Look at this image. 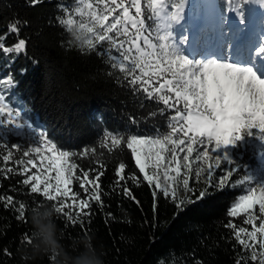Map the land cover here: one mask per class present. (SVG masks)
<instances>
[{
  "label": "snow or ice",
  "instance_id": "1",
  "mask_svg": "<svg viewBox=\"0 0 264 264\" xmlns=\"http://www.w3.org/2000/svg\"><path fill=\"white\" fill-rule=\"evenodd\" d=\"M40 2L28 0L30 7ZM253 4L264 9V0H227L228 9L237 14L240 23L245 21L244 6ZM184 7L185 0H73V6L63 7L59 20L82 49L101 56L120 74L117 78L126 81L141 107L144 101L156 105L149 115L164 116L167 125L163 131L157 129L154 136L105 131L96 146L79 151L60 148L47 132L38 131L29 122L23 108L11 98L15 96L9 94L15 86L12 77L0 80V149L6 150L0 153L5 165L0 173L4 179H8V173L25 176L19 183L30 186V194L43 198L33 197L31 205L17 201V220L27 223L26 207L34 209L45 202L53 204L58 215L72 226L82 214L90 216V211H84L91 208L90 202L103 206L100 178L105 174L91 165L106 170V160H119L114 169L116 185L126 179L139 183L134 171L125 176L127 165L120 159L122 145L131 150L143 180L149 186L155 185L154 200L159 192L175 199L176 187L181 184L185 191H192L189 179L193 173L197 182L203 175L207 188H223L246 168L238 162L239 154L234 150L258 144L264 153V35L257 40L248 33L238 37L234 34L227 55L221 49L219 54L196 59L185 47L189 41L182 26L175 28L184 19ZM27 23L14 20L6 26L0 36V50L5 56L25 52V39L8 47L3 40L11 33L19 36L21 26ZM13 137L23 138L25 146L22 148L17 142L9 145L8 140ZM13 150L22 153L14 162L17 168L7 167ZM74 158L87 160L88 169ZM31 169L36 172L27 175ZM77 169L82 175H77ZM216 170L224 174L217 176ZM90 172L97 174L90 179ZM74 180L86 198L79 199L80 194L73 192ZM235 185L248 187L234 200L227 216H243L242 223L251 228L238 227L232 219L224 226L232 230L241 252H248L253 264H264V173L257 177L245 171L233 181ZM207 188L200 191L197 199L205 197ZM123 193L134 199L128 187H123ZM0 201H5V208L13 205L12 196H0ZM184 203L181 199L176 206ZM153 207L155 210V203ZM65 209L75 210V218ZM30 235H25V242ZM243 260L245 257L240 256L236 264Z\"/></svg>",
  "mask_w": 264,
  "mask_h": 264
},
{
  "label": "trees",
  "instance_id": "2",
  "mask_svg": "<svg viewBox=\"0 0 264 264\" xmlns=\"http://www.w3.org/2000/svg\"><path fill=\"white\" fill-rule=\"evenodd\" d=\"M189 1L201 10L199 0ZM216 1L224 11L227 0ZM64 6H73V0H41L34 7L29 6L28 0H0V36L10 22H28L21 26L19 36L11 33L3 40L8 47L18 39H25V52L5 56L0 50V80L11 76L15 82L9 93L15 96L11 98L24 109L34 126L47 132L66 150L96 146L105 131L145 136L156 135L157 129L163 131L167 125L164 116L149 115L156 105L144 101L141 107L126 81L117 78L120 74L104 63L101 56L82 49L80 42L61 26ZM12 142L18 141L10 139L8 144ZM19 144L25 146L24 142ZM122 147L120 159L127 165L125 176L134 171L139 183L129 179L120 185L114 183L117 179L114 169L119 160H106V170L91 165L105 173L100 178L103 206L90 202L91 208L84 211H90L91 215L82 214L74 226L64 216H57L66 244L74 237L89 235L105 251L106 264H236L240 256L245 257L241 264H253L249 253L241 252L232 230L224 226L232 219L238 227L251 228L242 223L243 216L236 219L227 216L234 200L243 193L241 185L233 186L241 175L235 174L223 188L206 187L207 194L201 199H197L200 192L189 180L192 191H185L181 184L176 187L175 199L165 198L157 190L159 194L154 200L155 185L149 186L143 180L131 150ZM0 153L6 150L0 149ZM21 157V152L13 150L7 167H19L14 162ZM74 159L88 169L87 160ZM2 167L5 165L0 157ZM96 174L90 172L89 178ZM7 175L8 179H4L0 173V196H12L13 205L5 208V201H0V264H21L18 249L30 229L28 222L17 220L16 202L31 205L33 197L43 198L30 194V186L19 183L25 176ZM77 175H82L79 169ZM124 186L134 199L124 195ZM71 187L80 194L79 199L86 198L78 181L74 180ZM181 199L191 202L178 208ZM29 210L26 207L27 220ZM65 211H71L75 218V210Z\"/></svg>",
  "mask_w": 264,
  "mask_h": 264
},
{
  "label": "rangeland",
  "instance_id": "3",
  "mask_svg": "<svg viewBox=\"0 0 264 264\" xmlns=\"http://www.w3.org/2000/svg\"><path fill=\"white\" fill-rule=\"evenodd\" d=\"M199 1H200V5H201V10H198L196 3H193V2L190 3L189 0L185 2V7L187 6V3L191 5V11H190L191 14H189V12H187V11L185 12V10H184V13H183L184 19L180 22L179 25H175L176 29H180L182 26L184 34L190 33L192 31V27H193L192 21H196V20L204 21V19H205L206 7H205L203 0H199ZM213 2H215L214 3V9H215L214 11H215V18L217 19V25L216 24L213 25V23H212L209 25L206 24L205 26H208L207 28L203 27V30L205 32L203 40L199 38V45H198V49H197L198 52L195 54V52H196L195 51L194 52L195 55H193L196 59L203 58V56H205L206 52H208V50L210 48L211 49L214 48V46H215V49H217L219 44L221 46H219V51L217 52V54H219L221 49H223L224 54L227 55L228 52L231 50L229 46L233 43V40L230 38L234 37V34L238 37V36L242 35L244 33V31H246L247 26H249V24L247 22L250 19L251 15H253V13H254L251 6L245 5L244 6L245 21H244V23H240L239 18L237 17V14L234 11H230L228 9L227 1L225 3L224 11L220 9L219 4L216 0H213ZM260 10L261 11L259 12V15L256 16V24H255V28H254V29H256L257 33L255 34V37H253L254 39H257V40L261 35H264V9H260ZM188 14H189V16H188ZM234 14L237 18V19H234L237 22V27L236 26L234 28L230 27V29H229V23L231 22L229 20V18H234L235 17V16H233ZM222 18H223V22H222ZM212 27H214L213 28L214 31L211 30ZM241 29L243 30V32L239 31ZM231 30L234 32L233 35H230ZM226 41H227V44L225 43ZM202 45L205 46L204 51L201 48ZM214 52H215V50H214ZM208 54H211V53H208ZM24 114H25L26 118L29 120V122H31V120L29 119V117L26 115L25 112H24ZM38 131H42V130L38 129ZM12 139L17 140L18 141L17 143L23 142V138L17 139L15 137H13ZM234 151H236L239 154L237 157L238 162L240 164L246 166V168L241 169V172L237 173V174L242 175L243 172L247 171L249 174H252V175L259 177L262 173H264V164L261 163V161L264 160V153H262L261 148L258 144H251L249 146H246V147H243L241 149L234 150ZM25 159H27V158H25ZM223 167L224 166L222 165V168ZM148 171H149V174H152L151 169H148ZM216 171H217V176L224 174L220 170H216ZM35 172H36V169H31V171L29 173L33 174ZM52 175L54 176L55 173H53ZM160 180H161V184L163 186L165 184V182L163 180L162 173L160 174ZM189 180L192 181L194 188L199 190V192L205 190L207 187V185L204 183L203 175L200 178V182L196 181L194 173ZM213 181L214 182L216 181V176L213 177ZM247 187H248V185H241V188L244 189L242 194H244V191L246 190ZM211 189H214V188H211ZM169 190L171 191V189H169ZM184 201H185V204H188L189 202H191V200H189V199H185Z\"/></svg>",
  "mask_w": 264,
  "mask_h": 264
},
{
  "label": "clouds",
  "instance_id": "4",
  "mask_svg": "<svg viewBox=\"0 0 264 264\" xmlns=\"http://www.w3.org/2000/svg\"><path fill=\"white\" fill-rule=\"evenodd\" d=\"M58 213L50 202L30 209V238L18 249L21 264H106V253L93 237L80 235L64 242L56 218Z\"/></svg>",
  "mask_w": 264,
  "mask_h": 264
},
{
  "label": "bare ground",
  "instance_id": "5",
  "mask_svg": "<svg viewBox=\"0 0 264 264\" xmlns=\"http://www.w3.org/2000/svg\"><path fill=\"white\" fill-rule=\"evenodd\" d=\"M186 1H188V0H185V2ZM203 2H204L205 7H206V16H205L204 21H200V20L192 21V26H193L192 29L196 28L199 31V33L197 35L196 34L193 35L195 44H194V49H192V55H195L198 52L197 49H198V45H199V38L203 40V37H204V34H205V32L203 30V27L207 28L208 26H205V25L206 24L209 25V24H212V23H213V25L214 24L217 25V19L215 18V11H214L215 10L214 9V3L215 2H213V0H203ZM251 8H252L254 13H253V15H251L250 19L248 20L247 23L249 24V26L246 25L247 28H246V31H244V33H248L251 37H255V34L257 33L256 29H254L255 28V24H256V16L259 15V12L261 11L260 10L261 8L257 4L251 5ZM184 10H185V12L187 11V12H189V14H191V12H190L191 11L190 4L187 3V6L184 7ZM189 14H188V16H189ZM233 16H235V14ZM234 19H237L236 16L234 18H229V20L231 21L229 23V29H230V27H232V28H234L235 26L237 27V22ZM232 20H234L235 22L232 23ZM230 24H231V26H230ZM214 27H212V29H211L212 31H214V29H213ZM232 30L230 31V35L234 34V32ZM219 46H221V45L219 44ZM219 46L217 48L218 50L215 49V46H214V48H212V49L210 48L208 50V52L205 51L206 52L205 55H213L215 53L217 54V52L219 51ZM185 47L187 48V46H185ZM201 48L204 51L205 46L202 45ZM213 49L215 50V52H214ZM194 52H195V54H194ZM208 53H211V54H208Z\"/></svg>",
  "mask_w": 264,
  "mask_h": 264
}]
</instances>
